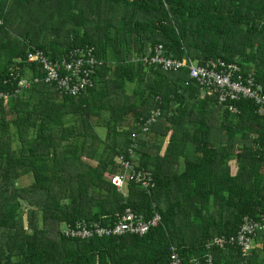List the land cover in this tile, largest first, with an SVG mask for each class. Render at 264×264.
<instances>
[{
	"label": "trees",
	"instance_id": "16d2710c",
	"mask_svg": "<svg viewBox=\"0 0 264 264\" xmlns=\"http://www.w3.org/2000/svg\"><path fill=\"white\" fill-rule=\"evenodd\" d=\"M159 44L166 57L234 62L264 85V0H0V92L15 89L12 67L23 78L30 72L32 84L0 114V264H170L172 247L192 264L212 238L264 214L257 105L238 102L231 115L201 99L187 67L132 62ZM88 46L105 65L77 96L27 61L32 49L61 61ZM154 109L161 117L143 132ZM134 134L138 165L156 185L130 181L120 193L110 180L123 171L118 158L129 159ZM128 211L146 221L158 213L163 223L143 237L63 234L82 221L113 227ZM213 254L214 264H264V246L247 258L238 247Z\"/></svg>",
	"mask_w": 264,
	"mask_h": 264
},
{
	"label": "built area",
	"instance_id": "2783aa9c",
	"mask_svg": "<svg viewBox=\"0 0 264 264\" xmlns=\"http://www.w3.org/2000/svg\"><path fill=\"white\" fill-rule=\"evenodd\" d=\"M94 48L89 46L82 50H74L65 55L63 60L54 61L42 50L32 49L28 53V63H36L44 68L47 73L46 82L56 84L58 91L80 95L88 86L94 84L93 75L105 65L104 61L98 59ZM133 63L143 62L146 67L157 65L165 72H179L187 67L189 76L198 82L201 99L213 98L217 105L231 115L237 114L236 103L241 101H252L257 105L259 115L264 117V85L258 84L254 78V72L244 73L239 65L234 62H226L223 59H211L206 65H200L189 59H176L164 55V46L159 44L154 49V54L144 58L132 59ZM15 87L12 94L0 92V114L5 100L10 97H17L31 89V82L23 78L16 68L10 69L9 79ZM34 82H38L37 79ZM6 84V82H5ZM161 110L154 109L141 126L143 132L149 131L150 127L158 122L161 117ZM136 135L132 136V143L127 149L129 159L123 155L118 158V164L122 172L111 177V183L124 193L130 181L141 185L149 190L155 187L154 172L150 169L140 168L134 151ZM263 144L254 146L255 151H264ZM259 153V152H258ZM261 155V154H260ZM163 218L156 213L154 218L146 221L142 216H136L128 211L120 217L113 227L103 226L101 223L88 224L85 221L77 222L75 225H67L63 234L74 240H88L102 237H143L153 228L162 225ZM264 231V214L259 220L245 218L240 229L231 237L216 236L206 243L207 255L204 260L195 258L192 264H214V250H226L228 247H238L242 256L247 258L255 248L254 237ZM170 264H183L180 250L172 247L170 250Z\"/></svg>",
	"mask_w": 264,
	"mask_h": 264
},
{
	"label": "crops",
	"instance_id": "0c3cea01",
	"mask_svg": "<svg viewBox=\"0 0 264 264\" xmlns=\"http://www.w3.org/2000/svg\"><path fill=\"white\" fill-rule=\"evenodd\" d=\"M31 76V73L30 72H28V73H26V76H25V79H29V77ZM193 145V143H190V147ZM184 163H183V161H182V164H181V171H183L184 170V165H183ZM255 247H259V248H262L263 246H264V244L262 243V241H261V239H259V240H257V241H255Z\"/></svg>",
	"mask_w": 264,
	"mask_h": 264
},
{
	"label": "rangeland",
	"instance_id": "374dc122",
	"mask_svg": "<svg viewBox=\"0 0 264 264\" xmlns=\"http://www.w3.org/2000/svg\"><path fill=\"white\" fill-rule=\"evenodd\" d=\"M258 114H259V113H258ZM128 122H130V121H128ZM98 132L100 133V135H101L102 137H105V135H106V129H104V128H99V129H98ZM24 180H25L26 182H29L30 179H29V177H28V178H25ZM65 227H66V226L63 227V230L65 229Z\"/></svg>",
	"mask_w": 264,
	"mask_h": 264
}]
</instances>
